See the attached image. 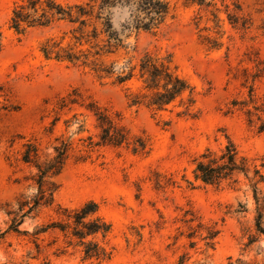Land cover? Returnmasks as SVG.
Instances as JSON below:
<instances>
[{
	"label": "rangeland",
	"instance_id": "1",
	"mask_svg": "<svg viewBox=\"0 0 264 264\" xmlns=\"http://www.w3.org/2000/svg\"><path fill=\"white\" fill-rule=\"evenodd\" d=\"M167 1L169 15L159 30L131 34L129 48L104 61L122 66L143 52L170 56L195 94L189 116L179 115L180 100L165 111L131 105L141 86L136 78L117 84L90 66L46 59L42 45L49 39L66 45L71 26L54 22L17 34L9 20L20 0H0V234L5 233L0 264H93L76 248L61 253L65 240L57 233L33 236L36 228L61 217L58 208L77 209L91 200L112 227L106 240L112 256L101 264H178L181 258L184 264H264V236L255 231L257 206L247 181L240 175L239 184L215 188L195 181L193 174L194 159L207 149H222L227 139L241 157L257 166L264 163V132L248 126L242 112L226 113L230 101L247 97L245 71L250 75L255 66L248 60L264 62V0ZM124 17L114 14L118 32ZM74 90L79 101L96 102L132 138L144 139L147 151L134 154L130 147L109 146L88 151L79 139L98 140L94 117L76 105L58 110L59 100ZM254 93L264 98V77L255 81ZM74 114L84 122L79 135L64 125ZM56 116L60 120L52 127ZM60 135L74 151L61 174L49 180L57 188L53 205L25 217L20 234L8 232L13 218L8 213L35 193L30 186L34 170L18 161L22 144L35 139L48 154ZM260 191L264 201V183ZM262 210L264 227V202ZM199 224L219 230L213 248L202 240L201 228L188 238ZM249 235L257 240L245 247Z\"/></svg>",
	"mask_w": 264,
	"mask_h": 264
},
{
	"label": "trees",
	"instance_id": "2",
	"mask_svg": "<svg viewBox=\"0 0 264 264\" xmlns=\"http://www.w3.org/2000/svg\"><path fill=\"white\" fill-rule=\"evenodd\" d=\"M200 1L199 5L203 3V0ZM169 11L167 0H84L73 4H62L55 0H20L12 10L9 27L17 34H23L31 28H46L54 22H64L71 26L70 42L64 45L63 40H47L41 47L46 59L83 67L90 66L100 78L113 76L117 84L136 78L141 86L138 93L132 96L131 105L145 104L155 111H165L180 100L183 110L179 115L189 116L195 104V94L193 88L172 67L170 56L158 58L143 52L129 57L122 66L114 62L106 65L104 61L118 51L128 49L129 44L126 41L131 34L159 30L165 23ZM116 12L125 15L120 32L113 26L112 20ZM132 52H135V49ZM248 61L255 63V66L254 72L250 75L245 71L242 85L247 88V97L230 101L226 113L242 112L247 125L254 127L257 133H262L264 132V98H258L254 93V83L264 77V62L258 58ZM184 95L187 97L182 101ZM78 97L80 96L75 90L62 97L58 102V110L63 111L66 108L70 110L71 105H76L94 117L98 140L93 141L92 136L79 139L87 142L85 147L88 151L103 146L130 147L134 154L147 151L146 141L141 137L132 138L120 125L119 120L113 119L106 109L93 101L85 104L84 100L79 101ZM59 120L60 117L56 116L51 122L52 127H55ZM64 125L66 129L73 128L75 135L85 131L84 122L78 120L76 114L71 119L65 120ZM73 151V143L69 139H64L63 135L54 139L52 152L48 154L41 153L35 139L25 140L18 161L34 170L30 177L32 182L30 186L35 189V193L26 200H20L16 212L8 213L9 216H13L8 232L20 234L18 227L25 217L41 207L47 208L53 205V195L57 188L49 180L61 174ZM193 163L194 179L204 185L215 188L224 184L235 186L240 182V175L247 181L257 206L255 231L264 236L262 226L264 201L260 197V185L264 183L262 172L264 163L257 166L247 158L241 157L236 146L229 139L222 149L218 151L207 149L194 159ZM58 211L61 212V217L36 228L33 236L38 237L47 232L57 233L65 240L61 253L67 252L69 248H76L84 261L101 264L110 260L112 249L108 247L106 240L112 232V227L99 214V206L96 202L91 200L72 210L60 207ZM190 215L193 217V214ZM194 219L196 218L193 217L192 220ZM198 227L199 230L192 229L188 238L203 229L202 240L209 248H213L219 230L214 226L202 227L201 224ZM3 234L5 233H1L0 236ZM256 240L254 235H249L245 247L251 246ZM35 245L38 247L37 244ZM193 245L194 243L191 242V247ZM178 264H184L183 258Z\"/></svg>",
	"mask_w": 264,
	"mask_h": 264
}]
</instances>
